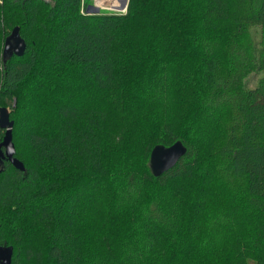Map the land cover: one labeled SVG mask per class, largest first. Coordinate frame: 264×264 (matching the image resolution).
Wrapping results in <instances>:
<instances>
[{
    "label": "trees",
    "instance_id": "trees-1",
    "mask_svg": "<svg viewBox=\"0 0 264 264\" xmlns=\"http://www.w3.org/2000/svg\"><path fill=\"white\" fill-rule=\"evenodd\" d=\"M127 7L0 0V107L25 167L0 160V246L12 264H264V0ZM178 141L153 176V147Z\"/></svg>",
    "mask_w": 264,
    "mask_h": 264
},
{
    "label": "water",
    "instance_id": "water-1",
    "mask_svg": "<svg viewBox=\"0 0 264 264\" xmlns=\"http://www.w3.org/2000/svg\"><path fill=\"white\" fill-rule=\"evenodd\" d=\"M128 0H123L121 6L123 7ZM89 14L99 13L100 9L96 6H87ZM20 28H14L5 39L4 49L2 51L4 61L6 62L13 54L22 56L24 48H26V41L20 37ZM0 127L6 130L3 140L0 142V160H8L14 167L24 172L25 167L16 157L15 144L12 139L13 120L11 121V111L8 108L0 107ZM149 157L151 174L153 176H161L169 171L172 167L180 162L181 158L187 153V147L180 141L168 145V147L156 144ZM13 250L7 245L0 246V264H12Z\"/></svg>",
    "mask_w": 264,
    "mask_h": 264
},
{
    "label": "rangeland",
    "instance_id": "rangeland-1",
    "mask_svg": "<svg viewBox=\"0 0 264 264\" xmlns=\"http://www.w3.org/2000/svg\"><path fill=\"white\" fill-rule=\"evenodd\" d=\"M123 0H85V7L89 5L96 6L100 9L99 14L101 13H113L121 15L122 13H126L128 10V2L125 3V5L122 7L121 3ZM255 42L258 43L261 41V34H255ZM263 78V73L256 71L255 69H252L248 72V75L245 80V86L247 88H251L256 86L260 80ZM114 94H110L107 96L106 102H104V106L107 111L112 114L113 113V119H116L118 121L124 113V110L120 106L122 102V97H118L116 92H113Z\"/></svg>",
    "mask_w": 264,
    "mask_h": 264
}]
</instances>
